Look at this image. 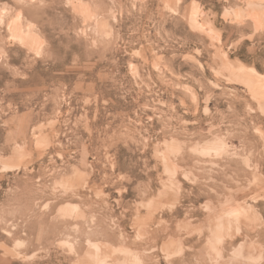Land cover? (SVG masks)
Listing matches in <instances>:
<instances>
[{"label":"rangeland","instance_id":"obj_1","mask_svg":"<svg viewBox=\"0 0 264 264\" xmlns=\"http://www.w3.org/2000/svg\"><path fill=\"white\" fill-rule=\"evenodd\" d=\"M0 264H264V0H0Z\"/></svg>","mask_w":264,"mask_h":264}]
</instances>
